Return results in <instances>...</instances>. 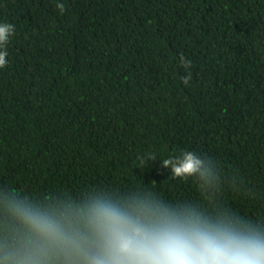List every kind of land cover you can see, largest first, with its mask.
Instances as JSON below:
<instances>
[{"label": "trees", "instance_id": "16d2710c", "mask_svg": "<svg viewBox=\"0 0 264 264\" xmlns=\"http://www.w3.org/2000/svg\"><path fill=\"white\" fill-rule=\"evenodd\" d=\"M0 21V241L18 194L147 187L264 218V0H0ZM181 150L212 158L215 189L163 166Z\"/></svg>", "mask_w": 264, "mask_h": 264}, {"label": "clouds", "instance_id": "9594fccd", "mask_svg": "<svg viewBox=\"0 0 264 264\" xmlns=\"http://www.w3.org/2000/svg\"><path fill=\"white\" fill-rule=\"evenodd\" d=\"M14 31L0 21V69L9 63L6 44ZM162 164L205 191L218 183L207 155L181 150ZM3 207L14 227L0 241V264H264V218L172 202L147 187L124 194L90 189L78 202L55 204L18 194L5 196Z\"/></svg>", "mask_w": 264, "mask_h": 264}]
</instances>
